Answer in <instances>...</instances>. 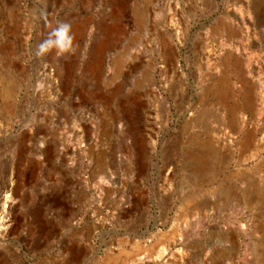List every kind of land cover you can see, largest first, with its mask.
Listing matches in <instances>:
<instances>
[{
    "label": "rangeland",
    "instance_id": "374dc122",
    "mask_svg": "<svg viewBox=\"0 0 264 264\" xmlns=\"http://www.w3.org/2000/svg\"><path fill=\"white\" fill-rule=\"evenodd\" d=\"M0 264H264V0H0Z\"/></svg>",
    "mask_w": 264,
    "mask_h": 264
},
{
    "label": "clouds",
    "instance_id": "9594fccd",
    "mask_svg": "<svg viewBox=\"0 0 264 264\" xmlns=\"http://www.w3.org/2000/svg\"><path fill=\"white\" fill-rule=\"evenodd\" d=\"M79 48L70 23L57 21L55 27L48 32L36 47V57H46L49 53L55 52L57 57L74 55Z\"/></svg>",
    "mask_w": 264,
    "mask_h": 264
},
{
    "label": "bare ground",
    "instance_id": "6f19581e",
    "mask_svg": "<svg viewBox=\"0 0 264 264\" xmlns=\"http://www.w3.org/2000/svg\"><path fill=\"white\" fill-rule=\"evenodd\" d=\"M103 46V45H102ZM98 47V46H97ZM227 53L229 54V56H228V58H230V52H229V50L227 51ZM237 59V58H236ZM218 84H220V88H218V90H221V92H222V94H221V99L222 100H225V94H224V92H223V89H222V87L224 88V86H223V84H226V80L224 79V78H220L219 79V81H218ZM209 155V154H208ZM197 156V155H196ZM191 157H192V155H191ZM194 157V156H193ZM192 157V158H193ZM198 158V157H197ZM206 158V156H204L203 154H201L200 156H199V160H204ZM4 204V203H3ZM202 207V206H201ZM9 221V220H8ZM241 260H244L243 258H241ZM240 260V261H241Z\"/></svg>",
    "mask_w": 264,
    "mask_h": 264
}]
</instances>
